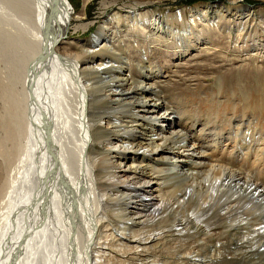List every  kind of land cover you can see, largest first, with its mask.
Listing matches in <instances>:
<instances>
[{"label": "bare ground", "instance_id": "obj_1", "mask_svg": "<svg viewBox=\"0 0 264 264\" xmlns=\"http://www.w3.org/2000/svg\"><path fill=\"white\" fill-rule=\"evenodd\" d=\"M227 1L198 3L187 28L141 10L153 1L136 0L113 15L118 31L106 24L95 40L79 43L64 40L79 18L69 0L56 7L55 0H0V128H27L16 146L9 211L0 214V264H161L148 255L159 250L174 252L175 264H207L211 258L188 253L206 247L218 263L264 262V186L245 169L250 160L264 163V139L253 145L231 123L234 132L223 134L207 116L175 118L180 111H170L156 83L157 63L141 49L168 39L183 48L174 50L178 59L191 46L207 53L218 39L200 36L214 27L213 35L225 33L226 48L244 55L240 61L262 63L264 9ZM125 38L141 48L126 49ZM134 55L144 59L137 78ZM168 115L173 122L163 120ZM223 155L247 171L212 164ZM185 161L192 165L183 168ZM166 173L169 180L158 182ZM219 235L237 251L230 258L217 253Z\"/></svg>", "mask_w": 264, "mask_h": 264}, {"label": "rangeland", "instance_id": "obj_2", "mask_svg": "<svg viewBox=\"0 0 264 264\" xmlns=\"http://www.w3.org/2000/svg\"><path fill=\"white\" fill-rule=\"evenodd\" d=\"M69 1L73 7L75 16L78 15L77 17L79 18L75 17V19H72L71 27L64 40L84 43L88 42V39L95 40L96 32H98V30L106 24L109 25L108 27L111 28V31H118L119 28L116 27L117 23L114 21L115 18H112L113 15H115L117 12L120 13L121 6L123 4L129 5L136 0H89L85 5L84 0ZM102 1H105L104 4H102ZM151 1L153 2L141 10L151 11L154 14L159 15L161 19H165V16H168V19L173 20V23L179 25L183 24L184 26H187V28L191 26L190 9L196 7L198 3L203 2L224 4L226 6L228 5L227 0ZM244 1L249 4L248 6H252L253 10H258L260 8L264 9V1L262 0ZM82 10H84L85 15H83L81 18V15L78 13H80ZM83 23L88 24V28H82V26L80 27V25ZM73 26H77L78 28L75 29ZM213 29L214 27H211V30L208 32L203 31L200 38L205 41H210L213 38L214 40L218 39L216 46L210 47V50L207 53H199L196 46H191L189 48L186 47L188 49H186V54H188V56L182 59H178L176 52L174 53V50L181 51L183 48L175 46L173 42L171 40L168 41V39L163 41V43L159 42V44H156L158 41L149 44L144 43L145 45H141L143 48H141L140 45L136 47V43L133 42V38H125L124 44L125 48H128V50H133L134 48L145 49L147 54L150 56L151 61L157 63V67L155 69L160 73L161 76L156 81V83L160 88L163 89L162 94L165 98L164 101L168 103L167 105L171 108L170 111H176L175 109L180 111V114L172 113L175 118H183L184 115H191L194 116V118L197 117L198 119H203L207 116L209 121L208 124L210 126L213 125L214 127H221V129L223 128L222 130L219 129V131L221 130L220 132L224 131L223 134H226V132L229 131L234 132L233 129H230L227 124H235L236 128L239 127V131H244L246 134L249 132V135L251 136L250 142L253 141L252 144L254 145V139L256 137H262L264 139V60L261 61L262 63L260 64H257L258 61L255 62L253 59L240 61L238 56L239 54L240 56L243 54L240 53V51L235 50V48H229L228 46L226 48L227 43L225 42L226 39L224 38L226 36L225 33L221 31V33L213 35ZM151 33L152 32L149 30V32L145 33V36L151 37ZM258 33H260V30L252 32L249 39ZM126 42L128 44H126ZM240 42L242 44L245 43L241 40L238 41V43ZM165 43H167V45H164ZM205 46L206 44L201 45V47ZM249 46H251V43ZM143 61L144 59L142 56L136 55H134V57L130 58L129 60V63L133 68V76H135V78L139 77V73L136 72V69L140 68L138 62ZM16 83L17 87H15V90H19L21 88V83ZM24 113H26V115L23 116H27V112ZM166 118L171 122L174 120L169 115L164 117L163 120ZM241 119L243 123L245 122V125L240 123ZM167 120L163 121V125H167ZM247 121L250 122L246 125ZM22 128H20L21 131L17 134L16 129H14L12 132H9L7 129L0 128V214L8 207V202L11 199V195H13L12 193H14L12 188L14 185H11L14 183L12 182V175L14 172V165L17 164L18 156L21 154L20 147H18L17 150L16 146L18 143H21V137L23 138L22 142H24L23 140L25 139L24 137L27 131L26 125H22ZM260 142L261 140L257 143ZM203 146L207 147V144H203ZM221 147L222 145L219 146V148ZM17 151H19V154ZM251 159H253V157ZM212 164H221L239 170V166L236 163L235 158L227 159V157L224 155L221 158H216V161L212 162ZM258 164L259 162L256 163L255 161L250 160L245 169L247 168L248 175L252 176V178H255L259 185L264 186V171H258L259 168L264 166V163L261 162L259 166ZM182 165L183 168H187L192 164L191 162L185 161ZM201 169L202 167L198 166L196 170ZM245 169L240 168L239 171H247ZM190 170L194 171L192 169ZM164 175L165 179H159L158 182L169 180L168 174L166 173ZM120 178L124 179L123 177H119V180H122ZM151 184L152 191L154 194H156V182L153 181ZM7 191H9V193ZM8 211L9 209H6V212ZM254 214L255 217L258 216L256 212ZM220 228L222 229V227H219V229ZM4 229V227L0 229V234ZM238 236L240 237L241 234ZM217 240H219V242L217 241L219 244V251L217 253L221 254L222 256H229L230 258L234 255V252H237L230 247V238L228 243L227 236L219 235ZM46 248H51L53 250L52 252L55 261V243H50L48 240ZM208 248L206 247L207 252L188 253L203 254L206 256V260L211 258L212 262H207V264H230L229 260L227 259H220L219 263L216 262L214 259L216 256L215 252H208ZM173 253L174 252H168L166 250H159L156 252L148 251V255L150 256L149 259H159L158 263L161 262V264L179 263L180 261L177 259V255L175 256ZM254 264H257V262ZM262 264H264V262Z\"/></svg>", "mask_w": 264, "mask_h": 264}, {"label": "water", "instance_id": "obj_3", "mask_svg": "<svg viewBox=\"0 0 264 264\" xmlns=\"http://www.w3.org/2000/svg\"><path fill=\"white\" fill-rule=\"evenodd\" d=\"M56 1L57 0H55V7H56ZM210 1H213V0H210ZM48 132V128H47V131H46V133ZM46 136H47V139H46ZM46 136H45V140L47 141L48 140V134H46ZM50 152H52V150H50ZM46 180H44L45 181V183H44V190H45V197H48V190L49 189H47L48 188V186H49V183H50V180H49V178L47 179V178H45ZM42 247V246H41ZM44 251V250H43Z\"/></svg>", "mask_w": 264, "mask_h": 264}]
</instances>
